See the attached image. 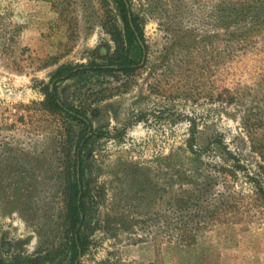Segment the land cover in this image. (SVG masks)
I'll return each mask as SVG.
<instances>
[{
    "label": "rangeland",
    "instance_id": "374dc122",
    "mask_svg": "<svg viewBox=\"0 0 264 264\" xmlns=\"http://www.w3.org/2000/svg\"><path fill=\"white\" fill-rule=\"evenodd\" d=\"M130 1L145 37L143 56L131 55L139 68L60 85L104 134L84 167L94 205L78 264H264V28L231 39L238 30L222 11L237 0ZM118 11L114 0H0V249L10 264L63 243L68 128L38 103L61 64L116 55Z\"/></svg>",
    "mask_w": 264,
    "mask_h": 264
},
{
    "label": "trees",
    "instance_id": "16d2710c",
    "mask_svg": "<svg viewBox=\"0 0 264 264\" xmlns=\"http://www.w3.org/2000/svg\"><path fill=\"white\" fill-rule=\"evenodd\" d=\"M43 1L54 4V0ZM114 1L124 25L123 31L115 28L116 55L103 64L96 62L87 65L61 64L52 73L49 83L44 86L45 100L38 103L43 112L64 117L68 128L65 143L68 146L70 167L62 222L63 243L53 253L50 252L36 258L33 264H78L80 257L87 253L90 246L87 230L93 216L92 206L94 203L92 202V191L85 180L84 167L86 162L92 158L96 140L104 137V134L94 128L86 111L62 100L60 85L69 80H76L82 84L88 83L92 76L99 79L104 75L113 76L116 73L129 75L139 68L140 62L132 58L131 55L134 52L137 58H141L143 52L146 51L140 17L134 13L130 0ZM222 13L225 14L227 26L237 27L238 33H230L231 39H246L243 36L249 34L252 29L257 26L258 29L264 28V0H237ZM231 100L233 101V98ZM74 124L79 126V132L74 131ZM193 143L194 138L190 142L192 149ZM214 144L222 148L228 155L230 154L220 139H215ZM257 193L264 201V187L258 185ZM0 264H10L1 257V249Z\"/></svg>",
    "mask_w": 264,
    "mask_h": 264
}]
</instances>
